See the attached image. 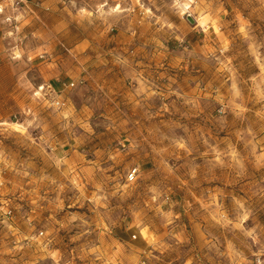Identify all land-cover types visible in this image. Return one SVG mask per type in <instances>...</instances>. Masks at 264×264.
<instances>
[{"label":"rangeland","instance_id":"374dc122","mask_svg":"<svg viewBox=\"0 0 264 264\" xmlns=\"http://www.w3.org/2000/svg\"><path fill=\"white\" fill-rule=\"evenodd\" d=\"M14 2L0 264H264V0Z\"/></svg>","mask_w":264,"mask_h":264},{"label":"built area","instance_id":"2783aa9c","mask_svg":"<svg viewBox=\"0 0 264 264\" xmlns=\"http://www.w3.org/2000/svg\"><path fill=\"white\" fill-rule=\"evenodd\" d=\"M22 0H15L14 5L18 7ZM69 87H74V84H69ZM51 106L56 107V108H62L64 106V103L61 102L60 100H52ZM134 178V174H130L128 180L132 181ZM14 217L13 211L6 205L1 204L0 205V219L4 221H11ZM43 233L40 232L38 234V237H42Z\"/></svg>","mask_w":264,"mask_h":264},{"label":"crops","instance_id":"0c3cea01","mask_svg":"<svg viewBox=\"0 0 264 264\" xmlns=\"http://www.w3.org/2000/svg\"><path fill=\"white\" fill-rule=\"evenodd\" d=\"M26 17H28V14H27V16Z\"/></svg>","mask_w":264,"mask_h":264}]
</instances>
